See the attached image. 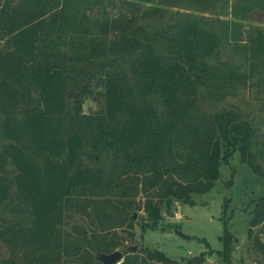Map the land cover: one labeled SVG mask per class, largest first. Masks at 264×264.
Segmentation results:
<instances>
[{
	"label": "trees",
	"instance_id": "obj_1",
	"mask_svg": "<svg viewBox=\"0 0 264 264\" xmlns=\"http://www.w3.org/2000/svg\"><path fill=\"white\" fill-rule=\"evenodd\" d=\"M212 9L232 21L198 16ZM254 15L264 0H0V264H102L116 250L120 264H177L127 251L135 211L143 232L156 227L164 208L210 192L237 151L264 177L247 115L198 103L264 92V28L243 24ZM246 210L264 264V195Z\"/></svg>",
	"mask_w": 264,
	"mask_h": 264
},
{
	"label": "rangeland",
	"instance_id": "obj_2",
	"mask_svg": "<svg viewBox=\"0 0 264 264\" xmlns=\"http://www.w3.org/2000/svg\"><path fill=\"white\" fill-rule=\"evenodd\" d=\"M200 14L198 16L208 20L220 18L232 21L233 19L229 15H216L214 9ZM243 24L248 32L255 27L264 28V17L254 15ZM230 55L231 53L229 55L226 52L223 53V60H227ZM235 60L241 61L238 57H235ZM198 103L202 111L207 114L226 109L242 111L255 127L253 153L256 154L262 149L264 92L258 93L251 87L241 90L237 96H229L223 102H214L202 95ZM99 108L97 99L93 98H89L84 105L86 113H95ZM258 163L260 169L264 170V161L258 159ZM261 195H264V177L254 174L241 161L240 152L237 151L229 163L222 166L221 177L210 192L193 195L192 204L176 201L171 208H164L162 220L156 227L143 232L141 225L144 222L145 213L142 208L137 209L135 240L127 242L126 245L138 246V250L162 251L168 259L177 264H184L202 253H206L204 264H222L221 258L215 251L222 249L221 237L224 234V223L228 222L229 231L236 239L231 264H258L262 262V257L251 252L248 247L247 227L250 210L247 211L246 208L252 200ZM144 199V195L138 197L140 201Z\"/></svg>",
	"mask_w": 264,
	"mask_h": 264
},
{
	"label": "water",
	"instance_id": "obj_3",
	"mask_svg": "<svg viewBox=\"0 0 264 264\" xmlns=\"http://www.w3.org/2000/svg\"><path fill=\"white\" fill-rule=\"evenodd\" d=\"M133 218H136L134 214ZM138 250V246H132L127 249L130 253H135ZM124 258V254L120 250H116L111 254L100 253L97 255V260L102 264H120Z\"/></svg>",
	"mask_w": 264,
	"mask_h": 264
}]
</instances>
